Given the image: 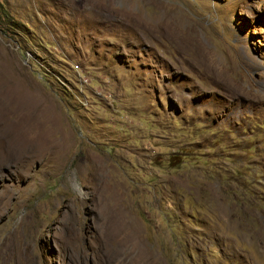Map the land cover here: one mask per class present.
<instances>
[{"label": "rangeland", "instance_id": "1", "mask_svg": "<svg viewBox=\"0 0 264 264\" xmlns=\"http://www.w3.org/2000/svg\"><path fill=\"white\" fill-rule=\"evenodd\" d=\"M0 264H264V0H0Z\"/></svg>", "mask_w": 264, "mask_h": 264}]
</instances>
